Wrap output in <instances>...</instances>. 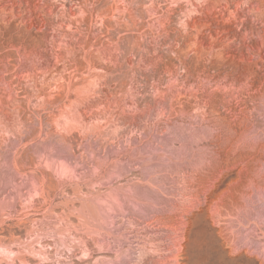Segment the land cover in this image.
<instances>
[{
  "label": "rangeland",
  "instance_id": "obj_1",
  "mask_svg": "<svg viewBox=\"0 0 264 264\" xmlns=\"http://www.w3.org/2000/svg\"><path fill=\"white\" fill-rule=\"evenodd\" d=\"M0 264H264V0H0Z\"/></svg>",
  "mask_w": 264,
  "mask_h": 264
}]
</instances>
